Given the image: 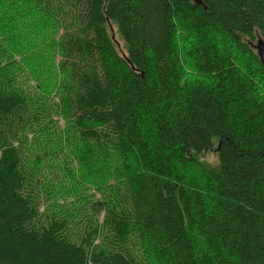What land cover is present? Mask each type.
<instances>
[{
	"label": "trees",
	"instance_id": "1",
	"mask_svg": "<svg viewBox=\"0 0 264 264\" xmlns=\"http://www.w3.org/2000/svg\"><path fill=\"white\" fill-rule=\"evenodd\" d=\"M3 7L36 9L60 32L57 109L81 161L112 164L119 190L106 248L96 228L73 238L70 221L44 216L23 150L29 103L0 78V264H264V0ZM210 151L217 165L201 167Z\"/></svg>",
	"mask_w": 264,
	"mask_h": 264
},
{
	"label": "rangeland",
	"instance_id": "2",
	"mask_svg": "<svg viewBox=\"0 0 264 264\" xmlns=\"http://www.w3.org/2000/svg\"><path fill=\"white\" fill-rule=\"evenodd\" d=\"M10 10L0 8V78L12 80L29 103L32 126L23 150L27 161L39 171L40 211L44 216L70 221L73 238L85 227L96 228L93 244L106 248L109 233L104 210L117 197L119 179L110 163L81 161L83 151L59 114L54 77L60 32L36 9ZM106 28L117 50L123 51L115 25L108 24ZM259 44L253 47L262 52ZM198 160L201 167L210 169L217 165L215 151L202 153ZM187 172L190 177L200 176L196 168ZM131 248L140 255L138 247L133 244Z\"/></svg>",
	"mask_w": 264,
	"mask_h": 264
},
{
	"label": "water",
	"instance_id": "3",
	"mask_svg": "<svg viewBox=\"0 0 264 264\" xmlns=\"http://www.w3.org/2000/svg\"><path fill=\"white\" fill-rule=\"evenodd\" d=\"M259 47L264 49V46H263L262 43L259 44ZM261 53H262V55H263V57H264V50H263Z\"/></svg>",
	"mask_w": 264,
	"mask_h": 264
}]
</instances>
